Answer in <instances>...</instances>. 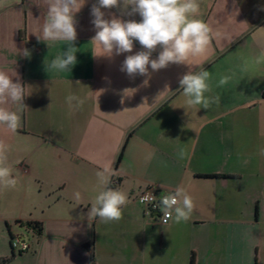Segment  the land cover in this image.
<instances>
[{"label":"crops","instance_id":"crops-1","mask_svg":"<svg viewBox=\"0 0 264 264\" xmlns=\"http://www.w3.org/2000/svg\"><path fill=\"white\" fill-rule=\"evenodd\" d=\"M94 4L84 0L75 13L77 63L70 72L45 69V60L68 43L48 48L37 39L47 13L43 0L0 7V68L26 87L27 107L16 132L0 125V140L11 146L6 165L17 181L0 187V261L189 264L192 256L194 264H264V63L256 62L264 53V0H200L197 18L213 30L206 52L156 71L149 65L147 76L121 70L128 55L143 50L138 41L131 53L93 55L99 52L91 43ZM131 10L123 0L101 9L105 19L140 22ZM202 69L210 72L205 98L219 97L207 109L189 106L179 85L183 75ZM224 76L230 79L220 86ZM69 94L82 107L70 108ZM180 148L188 153L184 160L174 158ZM105 168L114 173L109 187L129 201L123 218L107 224L88 217L103 187L97 172ZM179 185L195 202L187 222L162 224L135 200L151 186L162 195ZM28 222L40 223V232ZM10 236L26 241L28 250L12 253Z\"/></svg>","mask_w":264,"mask_h":264},{"label":"clouds","instance_id":"clouds-1","mask_svg":"<svg viewBox=\"0 0 264 264\" xmlns=\"http://www.w3.org/2000/svg\"><path fill=\"white\" fill-rule=\"evenodd\" d=\"M9 2L10 0H0V7L7 6ZM123 2L126 6H132L129 15L139 13L141 21H124L116 17L105 19V13L101 9L117 7L120 0H98V4H94L91 9L94 17L92 23L96 29L91 43L99 49L98 53H93L94 56L111 57L113 54L131 53L134 41H138L143 50L128 55L122 64L121 70L129 76L149 75V65L153 71H156L167 67L170 63H186L189 57L206 52L210 45L213 30L207 22L197 18L200 14V0H123ZM43 3L47 6V13L41 35H36L37 39L45 42L48 48L56 41L63 40L68 43L61 55H57L50 62L45 60V69L47 72L52 70L70 72L77 63V48L73 46L77 38L74 16L84 0H43ZM158 46L161 49L158 58L151 59L152 53ZM23 54L30 55L27 49ZM256 62L264 63V53H261ZM15 75L0 68V125L12 132H16L22 126L20 113L27 108L23 103L26 87L19 80L13 81ZM209 79L210 72L202 69L198 72L189 71L179 80L189 106L202 105L207 109L210 103L219 102V97L211 101L205 98V93L210 91ZM229 79L228 76L221 77L219 85L226 84ZM65 99L70 108L82 107L84 103L74 94H69ZM8 105H14L15 110ZM10 147L0 140V187L3 188L14 187L17 183L12 176L11 168L6 165ZM261 155H264V149L261 150ZM187 157L188 153L183 148L174 154L177 160H184ZM106 173H109L108 168L97 172L103 187L91 203L88 217L90 219L98 217L102 223L107 224L118 222L123 218V207L129 201L126 193L109 187L110 175L114 173L107 175ZM74 196L77 201L80 200L79 192ZM156 199L157 197L151 192H145L140 197L139 203L149 204ZM159 208L163 213L162 223H167L169 220L181 223L191 218L195 202L185 187L179 185L174 192L159 197Z\"/></svg>","mask_w":264,"mask_h":264},{"label":"built area","instance_id":"built-area-1","mask_svg":"<svg viewBox=\"0 0 264 264\" xmlns=\"http://www.w3.org/2000/svg\"><path fill=\"white\" fill-rule=\"evenodd\" d=\"M145 192H151L154 196L157 197L156 201L153 203H149V204H141L139 203L140 197L145 193ZM161 196V194H159L157 192V189L154 186L149 187L146 191L140 193L136 198V202L141 205L144 208L143 213L145 215H155L157 217H159L160 221H161V217L163 216V213L160 211L159 208V197ZM162 223V221H161ZM168 223V222H167ZM162 224H166V223H162ZM10 247L16 251V252H26L28 250V244L26 243V241L22 240L20 237L18 236H13L12 239L10 240Z\"/></svg>","mask_w":264,"mask_h":264},{"label":"trees","instance_id":"trees-1","mask_svg":"<svg viewBox=\"0 0 264 264\" xmlns=\"http://www.w3.org/2000/svg\"><path fill=\"white\" fill-rule=\"evenodd\" d=\"M196 178H198V179H217V178H219V176L197 175ZM27 226L29 228H32L33 230H36L37 232H40V230H41V225H40V223H37V222H28L27 223ZM12 237L13 236H10L9 240H11ZM9 246H10V241H9ZM10 249H11V252L13 253L14 250L11 247H10ZM18 253L21 254L20 252H18ZM9 261H10V258H8V259H2L0 261V264H6ZM189 264H194V261H193V257L192 256L190 257Z\"/></svg>","mask_w":264,"mask_h":264},{"label":"rangeland","instance_id":"rangeland-1","mask_svg":"<svg viewBox=\"0 0 264 264\" xmlns=\"http://www.w3.org/2000/svg\"><path fill=\"white\" fill-rule=\"evenodd\" d=\"M11 225L15 228L14 223H12ZM16 230H18V231L22 230V232H23V229H21V228L20 229L17 228Z\"/></svg>","mask_w":264,"mask_h":264}]
</instances>
